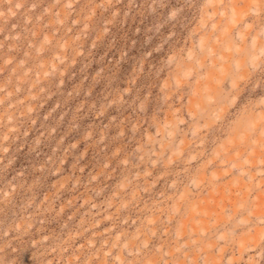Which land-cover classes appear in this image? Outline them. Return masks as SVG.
<instances>
[{
	"label": "rangeland",
	"instance_id": "374dc122",
	"mask_svg": "<svg viewBox=\"0 0 264 264\" xmlns=\"http://www.w3.org/2000/svg\"><path fill=\"white\" fill-rule=\"evenodd\" d=\"M0 264H264V0H0Z\"/></svg>",
	"mask_w": 264,
	"mask_h": 264
}]
</instances>
